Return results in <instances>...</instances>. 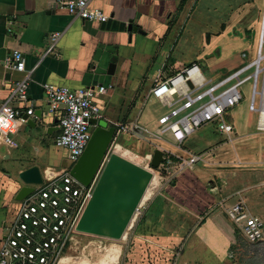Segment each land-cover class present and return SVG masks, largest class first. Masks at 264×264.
<instances>
[{
  "label": "crops",
  "instance_id": "obj_1",
  "mask_svg": "<svg viewBox=\"0 0 264 264\" xmlns=\"http://www.w3.org/2000/svg\"><path fill=\"white\" fill-rule=\"evenodd\" d=\"M57 1L0 0V104L6 98L9 88L23 76V72L9 69L4 64L11 50L18 49L24 55L26 69L30 70L28 101L21 105L33 107L34 113L36 110L41 112L40 118L36 115L31 117L34 127L22 120L18 121V130L12 135L11 144L6 145L0 141V237L6 232L7 223L15 213V195L22 186L14 174L38 164L30 150L40 148L39 155L36 154L38 157L47 152L30 130H34L38 123L45 130L52 124L53 117L47 109L43 91L44 83L72 88L105 85L106 92L97 98L103 118L108 122L134 126L136 135L132 136L143 137L146 131H150L147 129L149 113L141 109L139 99L141 96L142 101L150 98L149 90L155 80L166 78L177 71H173L167 63L159 65L157 59L163 48H171L174 41L171 33L176 23L171 20L180 0H90V7L108 15L104 23L75 17ZM129 21L137 30L127 29ZM53 33H60V37L53 50L47 53ZM223 33H226L224 29H217L209 39H204L205 45L213 47L215 37ZM147 79L151 83L144 93L143 86ZM229 116L230 113L225 116L226 119ZM244 126V122L237 125L235 132L239 134ZM231 132H221L216 127L218 135L225 133L229 137ZM125 138L130 140L132 146L137 143L134 137L122 136L114 146V151L135 160L139 156L122 144ZM157 139L159 144L155 146L163 150L166 158L178 161L180 158L198 156L199 159L193 164L201 161L212 169L213 177L209 174L205 185L200 184L197 188V185L195 187L188 183L191 179L178 180L174 174L177 177L174 185L162 189L151 188L139 209L140 225L151 230L147 237L167 244L181 243L194 236L197 241L211 245L218 243L215 238L218 232L214 231L218 229L225 235L223 243L227 251L234 236L229 233L223 215L229 219L228 211L237 203H242L247 210L264 212L263 204L258 200L259 195H250L248 191L251 189L248 186L238 184L240 177L242 182L248 181L253 167L263 162L258 147L249 148L244 144L239 149L237 146L230 148L223 146L224 143H220L216 137L210 142V146H213L211 152H206L204 148L200 153H193L187 149L190 145L187 139L182 143H177L171 135H158ZM3 159H11V165L8 166V162ZM225 167L233 170L234 175L229 176L232 180L227 178L226 173L229 171H223ZM238 168L241 170L237 171ZM46 171L52 169L47 168ZM233 178L236 182L229 184L228 180L231 182ZM157 180L155 178L153 184ZM205 189L219 190L215 194L217 197L210 196ZM233 197L237 198L236 201L226 204ZM179 230L183 232L179 233ZM72 260L66 254L59 264Z\"/></svg>",
  "mask_w": 264,
  "mask_h": 264
},
{
  "label": "built area",
  "instance_id": "obj_2",
  "mask_svg": "<svg viewBox=\"0 0 264 264\" xmlns=\"http://www.w3.org/2000/svg\"><path fill=\"white\" fill-rule=\"evenodd\" d=\"M57 2L69 14L83 20L104 23L108 19L102 10L90 7V0ZM59 37L60 33L51 34L47 53L53 50ZM241 56L246 57V54L243 52ZM4 64L9 69L23 72L0 104V141L9 145L12 135L18 130V121L26 123L23 116L31 118L35 114L33 107L21 105L28 101L30 80L24 55L20 50L13 49ZM250 69H253L252 73L241 77ZM248 81H251L248 110L257 113L255 130L264 136V6L255 57L246 64L214 79L205 77L199 63L193 61L166 78L154 81L149 97L170 108L157 118L161 133L169 132L177 143H182L206 123H215L221 132H231L234 125L225 116L242 99L239 88ZM106 90L103 84L79 88L49 82L43 84L47 109L53 118H57L59 126L54 145L65 151L63 159L67 163L57 170L51 166L42 169V182L32 185V192L17 200L15 213L0 237V264H59L74 246L76 224L91 196L94 180L85 186L70 174V169L90 138L94 125L89 120L104 119L97 98ZM110 123L115 127L113 138L125 133L136 135L134 126ZM110 149L114 151V148L108 147L106 154L110 153ZM260 152L264 157V138ZM146 156L147 168L151 169V153ZM198 159L195 155L178 161L165 157L156 170L168 172L175 166L177 171H181ZM47 168L52 171L47 172ZM152 171L154 175L155 169ZM228 217L248 242H255L263 236L264 217L250 214L242 203L234 204L228 211Z\"/></svg>",
  "mask_w": 264,
  "mask_h": 264
},
{
  "label": "rangeland",
  "instance_id": "obj_3",
  "mask_svg": "<svg viewBox=\"0 0 264 264\" xmlns=\"http://www.w3.org/2000/svg\"><path fill=\"white\" fill-rule=\"evenodd\" d=\"M263 6L264 0H180L171 20L172 23H176L171 33L174 41L171 48H163V52L158 56L157 63L159 65L167 63L173 71H176L183 67L186 62H188L186 64H189V61H196L207 78L217 79L228 75L255 57ZM219 28L224 29L226 33L215 37L216 43L213 47L205 45L204 39H209ZM243 52L246 57L241 56ZM252 71L253 69L248 70L241 77L252 73ZM250 82L248 81L240 86L242 99L231 109L230 116L226 119L234 125L235 130L237 125L244 122V130H241L238 134L233 129L228 137L225 133L216 134L215 123H206L195 129L186 138L190 142L187 149L193 153H200L199 151L205 149H207L206 152H211L213 146H210V142L216 137L220 139V143H224L223 146L230 148L237 146L239 149V146L244 144L249 148L258 147L263 162L257 164L255 168L253 167L248 181L242 182L240 177L238 184L248 186L251 189L248 191L250 195H259L258 200L263 204L264 210V157L260 152L264 136L257 134L255 130L257 113L248 110L251 96ZM150 83L151 81L147 79L143 86L144 93L149 89ZM142 99L143 96L139 99V105L144 113H149L147 116L149 125L146 127L150 131H146L143 137L132 136L133 134L129 133L119 134L112 139L109 148H114L122 136L134 137V141L137 142L135 145L132 146L128 138H125V142L123 141L122 144L131 148L132 152L139 156L132 161L143 167H148L146 154L152 153L155 148H158L155 146L157 143L159 144L158 135L162 137L170 136L169 132L161 133V127L157 123L158 116L168 112L170 108L152 97L143 101ZM145 116L146 114L143 115V122ZM108 124L111 123L108 122ZM43 127L41 123H38L34 130L29 127L27 129L32 130L37 142L46 148V154L38 157L40 148L30 150V152L36 157L34 161L38 163L36 165L39 166L40 170L47 166L57 170L65 151L54 145L55 134H46ZM242 138L244 140L240 141ZM109 152H111V149ZM3 161H7L8 166L12 162L11 159H3ZM227 168H223V171H229L226 173L227 178L232 180V177L229 176L234 175L232 174L234 172ZM238 170H241V168H238ZM155 171L157 174L153 175L151 187L145 192L141 204L145 199V195L148 192L150 194L151 188L162 189L174 185L177 177L178 180H181V178L191 179V182L188 183L194 184L195 187L197 185V188L200 184L205 185V180L209 179V174L213 177L212 169L207 168L201 161L185 166L183 170L178 171V174H176L177 170L174 166L169 168L168 172H159L156 169ZM174 174L177 177H174ZM14 177L19 180L16 173ZM155 178L158 180L156 184H153ZM229 180V184L236 182L234 178L231 182ZM18 182V184H21L20 181ZM220 183L222 184L223 181L221 180ZM210 191H207L210 196L217 197L215 194L219 190ZM236 199V197H233L226 204L230 205ZM15 201L17 202V200ZM139 209L135 212L123 237L119 240L77 232L74 246L67 253L73 260L66 264H264V244L251 245L240 234L235 224L224 215L228 231L231 236H234L233 242L229 245L227 251L223 243L225 235L218 229L214 230L218 232L215 235L218 243L211 245L197 241L194 236L188 238L187 241L183 240L181 243L171 242L167 244L159 243L158 239L148 238L147 236L151 230L140 225ZM248 212L253 215L261 213L260 216H264V212L261 211L253 212L248 209ZM180 232H183V230H179Z\"/></svg>",
  "mask_w": 264,
  "mask_h": 264
},
{
  "label": "water",
  "instance_id": "obj_4",
  "mask_svg": "<svg viewBox=\"0 0 264 264\" xmlns=\"http://www.w3.org/2000/svg\"><path fill=\"white\" fill-rule=\"evenodd\" d=\"M129 22L127 29L137 30V27L131 26V21ZM34 114L41 117L40 110H36ZM23 118L29 126H35L31 118L26 115ZM89 122L94 125L90 138L70 169V174L85 186L94 180L91 196L77 221L76 231L119 240L141 205L153 178L152 169L158 168L165 161L164 152L160 148L153 150L149 161L151 169L115 151L106 154L115 127L108 125L105 119H90ZM58 130L57 118H53L46 134L52 135ZM62 166H65V163H62ZM17 176L22 186L18 189L15 200L22 199L32 192V185L42 182L38 165L19 171Z\"/></svg>",
  "mask_w": 264,
  "mask_h": 264
},
{
  "label": "trees",
  "instance_id": "obj_5",
  "mask_svg": "<svg viewBox=\"0 0 264 264\" xmlns=\"http://www.w3.org/2000/svg\"><path fill=\"white\" fill-rule=\"evenodd\" d=\"M56 133V132H55ZM251 245H259V244H264V233H263V236L258 239L257 241L255 242H250Z\"/></svg>",
  "mask_w": 264,
  "mask_h": 264
},
{
  "label": "flooded vegetation",
  "instance_id": "obj_6",
  "mask_svg": "<svg viewBox=\"0 0 264 264\" xmlns=\"http://www.w3.org/2000/svg\"><path fill=\"white\" fill-rule=\"evenodd\" d=\"M65 159H62L61 162L59 163V166H62V163ZM64 163H67L66 161H64Z\"/></svg>",
  "mask_w": 264,
  "mask_h": 264
}]
</instances>
